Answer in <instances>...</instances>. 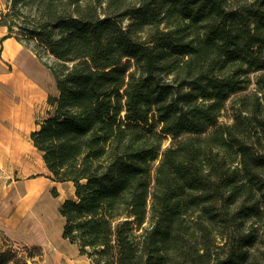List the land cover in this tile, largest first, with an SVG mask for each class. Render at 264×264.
Masks as SVG:
<instances>
[{
  "label": "trees",
  "instance_id": "16d2710c",
  "mask_svg": "<svg viewBox=\"0 0 264 264\" xmlns=\"http://www.w3.org/2000/svg\"><path fill=\"white\" fill-rule=\"evenodd\" d=\"M5 6L3 37L55 81L30 137L49 177L74 187L58 208L62 238L91 264H259L264 0ZM42 256L41 245L0 240V264Z\"/></svg>",
  "mask_w": 264,
  "mask_h": 264
},
{
  "label": "rangeland",
  "instance_id": "374dc122",
  "mask_svg": "<svg viewBox=\"0 0 264 264\" xmlns=\"http://www.w3.org/2000/svg\"><path fill=\"white\" fill-rule=\"evenodd\" d=\"M6 0H0V11L5 10ZM1 26V25H0ZM6 33L5 29L0 27V36ZM43 60L48 63L53 62V57L48 54H44ZM19 61H22L24 69L32 73L34 78L49 82L53 81L52 74L46 65L40 60L34 58L29 53L19 57ZM50 82V83H51ZM17 87L12 83L11 85L7 83H0V94H3L5 98H15L19 99V94L16 92ZM48 95L57 94L55 84H50L47 88ZM36 101L32 107L31 117L29 118V113L23 118L18 119L15 117L18 126L9 127L11 135H16L22 139L24 143V149L22 151L21 141L17 140L14 144L17 154L12 156V162L10 159L1 158L0 156V177L6 180L5 171L9 172L16 178H20L22 182L30 179V181L35 184L38 189L37 196L35 198L34 205L38 204L39 213L35 218L36 222L43 225L42 231L44 232L45 238H37L42 243L43 256L40 264H69L70 261H80L83 263H89L86 256L78 252L77 245L70 243L68 240L62 238V226L63 217L59 212V205L62 200L66 198L73 197V185L69 182L54 181L49 177V171L47 167L42 162L41 154L34 147L30 133L31 131L38 128L37 122L48 114V110L52 107L47 103V97ZM9 96V97H8ZM230 104V103H229ZM228 107L222 111V116L220 117L221 122H231V111ZM29 118V122H27ZM8 124L7 122H5ZM10 126V125H9ZM22 126V127H21ZM171 138L168 137L164 140L163 146L168 145ZM27 170L29 172L23 173L19 168ZM29 167V168H28ZM32 177V178H31ZM33 192L36 191L35 187H32ZM53 190L56 191L57 196L53 195ZM3 234H0V240ZM255 253L258 256L256 260L260 261L259 264H264L262 260V252H264V242H258L255 245ZM64 255V256H63ZM55 257V258H54ZM59 257V258H58ZM66 259H65V258ZM58 259V260H57ZM68 261V262H67ZM54 262V263H53Z\"/></svg>",
  "mask_w": 264,
  "mask_h": 264
},
{
  "label": "crops",
  "instance_id": "0c3cea01",
  "mask_svg": "<svg viewBox=\"0 0 264 264\" xmlns=\"http://www.w3.org/2000/svg\"><path fill=\"white\" fill-rule=\"evenodd\" d=\"M0 27L6 30L4 26ZM4 35L5 33L0 36V83H7L9 85L13 83L17 87L16 92L20 96L19 99L5 98L3 94H0V156L2 155L1 158L10 159L12 162V156L17 154L14 146L16 141H21L20 145L22 146V151L25 147L24 143H22V139L16 135L12 136L9 130V127L11 128L12 126L19 127L18 123H16V118L13 117L14 113L21 107H25L29 110L28 113L30 118L33 110L32 105L48 95L47 88L51 83L55 84V81L46 82L41 80V78L38 80L33 77L31 72L24 69L25 67L22 61H19V57L25 54V52L36 59H38L37 56L32 49L25 45L23 46L14 36L4 38ZM8 44L9 47L11 46L12 50L15 49L12 57L5 55V49ZM18 71L24 76L22 82L21 75L18 74ZM29 82H34L43 90L44 95L41 99H28L27 96L29 92H26V95L21 94V86H23V83L28 84ZM29 118L27 122H29ZM19 169L23 171V173L26 171L29 172L28 169L25 171L22 167ZM5 172L8 173L6 175V180L4 181L3 178L0 177V234L8 237L15 246L23 244H38L42 246V243L37 238H45L44 232L42 231L43 225L36 222L34 218L39 213L38 204L34 205L38 189L30 179L22 182L20 178L15 179L13 174L9 175L8 171ZM69 183L72 184V182ZM33 186L36 189L34 192L32 189Z\"/></svg>",
  "mask_w": 264,
  "mask_h": 264
},
{
  "label": "bare ground",
  "instance_id": "6f19581e",
  "mask_svg": "<svg viewBox=\"0 0 264 264\" xmlns=\"http://www.w3.org/2000/svg\"><path fill=\"white\" fill-rule=\"evenodd\" d=\"M7 46V45H6ZM18 47V45H17ZM6 54L7 56H13L14 54V50L15 49H11V46L9 47V44L8 46L6 47ZM6 57V56H5ZM18 74L21 75V82L23 80V74L21 72L18 71ZM18 79V78H17ZM21 94H24L26 95L27 93L26 92H29V95L27 96L28 99H36V100H39L41 99V97L44 95L43 93V90L41 88H39L34 82H29L28 84H25L23 83V86H21V90H20ZM29 112L28 108H25V107H21L20 109H18L15 113H14V116L13 117H23L25 115H27V113ZM29 223V222H28ZM64 256V255H63ZM55 258V257H54ZM59 258V257H58ZM65 258V257H64ZM66 259V258H65ZM58 260V259H57ZM68 262V261H67ZM54 263V262H53ZM69 264H87V263H83V262H80V261H70ZM89 264V263H88Z\"/></svg>",
  "mask_w": 264,
  "mask_h": 264
}]
</instances>
